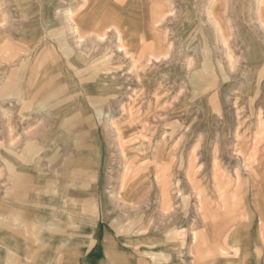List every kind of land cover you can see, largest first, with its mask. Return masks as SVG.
Returning a JSON list of instances; mask_svg holds the SVG:
<instances>
[{
    "label": "rangeland",
    "instance_id": "obj_1",
    "mask_svg": "<svg viewBox=\"0 0 264 264\" xmlns=\"http://www.w3.org/2000/svg\"><path fill=\"white\" fill-rule=\"evenodd\" d=\"M84 1L0 0V202L13 197L2 160L10 125L13 149L41 157L44 170L45 134L79 138L91 171L80 264L109 235L138 264H199L191 232L220 226L206 214L222 215L223 202L248 218L219 243L221 264H237L235 250L243 264H264V0H124L121 34L117 0ZM70 7L83 17L76 36ZM35 68L20 82L31 113L22 116L14 89Z\"/></svg>",
    "mask_w": 264,
    "mask_h": 264
},
{
    "label": "crops",
    "instance_id": "obj_2",
    "mask_svg": "<svg viewBox=\"0 0 264 264\" xmlns=\"http://www.w3.org/2000/svg\"><path fill=\"white\" fill-rule=\"evenodd\" d=\"M126 1L128 2L125 0L124 4L127 3ZM113 9L101 8L105 12L109 10L112 12ZM102 15L100 18H103ZM22 68L24 72L25 68ZM36 69L27 75V79L22 80L20 75L14 89L16 98L23 105L22 116H30L31 113L28 112L29 102L26 100L28 97L26 95L29 93L20 92V82H31L37 73ZM37 129L28 132L32 139H35L36 134L43 132ZM13 131L14 128L10 125L7 134L11 148L7 147L2 156L3 164L9 170V173L7 172L8 181L13 185L6 188V194L13 197L9 201L0 202V264H80L81 255L87 250L83 251L78 247L80 244L78 238L83 229L82 225L91 219L90 215L85 212L86 201L84 200L87 193L86 178L91 171L88 172L86 168H82L85 164L84 158L89 154L88 147L81 145L79 138L67 140V144H63L62 141L59 144L52 143L45 134L43 143L47 144L50 154L48 169L44 170L41 168V157L37 158L28 151L26 154H19L14 150L15 148L13 149L18 143ZM64 146L71 148L68 154H63L59 149ZM237 183L245 185V182L241 180ZM231 195L238 197L236 192ZM95 205L97 207V203ZM220 208L223 211L222 215H218L212 210L213 208L209 207L206 214L208 223L215 218L217 220L222 218L220 226L209 227L208 232H203V228L191 232V241L193 244H195L194 241L199 244L196 248L193 245V251L197 253L196 259L200 262L199 264L226 262L224 260L227 256L226 248L219 243L231 242L229 241L230 235L241 228L239 223L244 216L248 218L244 208L239 207L238 211L232 214L230 211L227 212L224 202ZM230 217L237 220L235 228L230 233H226L234 225L233 222H226V219ZM252 218L253 216L251 220ZM258 229L264 235L263 227L259 226ZM250 230L255 231L252 223H250ZM195 232L198 235L196 240ZM203 236H206V247ZM99 246H102L100 247L102 251H99ZM99 246L96 245L95 249L91 250L92 253L85 258L86 264H138L135 263V259H131L129 254L131 249L126 248L127 244L122 246L110 235L105 236L102 245ZM249 248L251 252L256 250V247ZM8 251H12L10 256H8ZM235 254L237 258L234 262L243 264L239 252L235 250Z\"/></svg>",
    "mask_w": 264,
    "mask_h": 264
},
{
    "label": "bare ground",
    "instance_id": "obj_3",
    "mask_svg": "<svg viewBox=\"0 0 264 264\" xmlns=\"http://www.w3.org/2000/svg\"><path fill=\"white\" fill-rule=\"evenodd\" d=\"M88 0H85L84 1V4H82L80 7L82 8H84V6L86 5V2H87ZM118 1V3L116 4V5H114V9H115V11H116V13H115V21H116V24H117V31L121 34V32H122V30H123V28L126 26V24L127 23H129V22H127V23H125V22H123L122 24H121V19L123 20V14H121V13H123V10H125V7H122L123 6V1L124 0H117ZM214 1V0H213ZM120 5H122L121 7H119ZM263 7V6H262ZM119 8V9H118ZM66 9V8H65ZM77 10L78 9H74V8H72V7H70V8H68L67 10H63L64 11V14H65V16H66V21H67V24H65V26H67L68 28H70V30L72 31V34L74 33V35L76 36L77 34H79V32H81V28H82V25H83V21H82V18L83 17H81V15H79L78 16V14L76 13L77 12ZM120 10V12H118L117 13V11H119ZM126 10H130V9H127L126 8ZM62 11V12H63ZM79 11V10H78ZM60 12V10L59 9H57V13H59ZM104 12V11H103ZM102 12V13H103ZM75 13L77 14V16L78 17H75ZM87 13V12H86ZM86 13H83L84 15H82V16H85V15H87ZM63 14V15H64ZM127 14L129 15V14H131V13H129V12H127ZM113 15H114V10H113ZM120 17H121V19H120ZM262 18H263V15H262ZM127 19V18H126ZM82 21V22H81ZM118 21L120 22L119 24H118ZM75 22V23H74ZM91 25V24H90ZM87 26V25H86ZM93 28V27H92ZM99 29H96V31H98ZM103 32V31H102ZM89 34V33H88ZM91 34V33H90ZM97 34V33H96ZM98 35V34H97ZM96 35V36H97ZM80 37H83V36H81L80 35ZM122 38V37H121ZM96 39H98V38H96ZM77 42L79 43V42H81L80 40H77ZM152 44V46H154L153 44L154 43H151ZM155 46H156V44H155ZM154 46V47H155ZM154 49V48H153Z\"/></svg>",
    "mask_w": 264,
    "mask_h": 264
}]
</instances>
